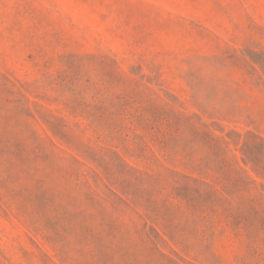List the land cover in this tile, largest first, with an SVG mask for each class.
Returning <instances> with one entry per match:
<instances>
[{"label":"rangeland","instance_id":"374dc122","mask_svg":"<svg viewBox=\"0 0 264 264\" xmlns=\"http://www.w3.org/2000/svg\"><path fill=\"white\" fill-rule=\"evenodd\" d=\"M0 264H264V0H0Z\"/></svg>","mask_w":264,"mask_h":264}]
</instances>
